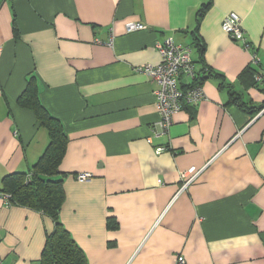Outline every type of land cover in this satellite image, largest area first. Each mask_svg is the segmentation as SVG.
<instances>
[{"label":"crops","instance_id":"1","mask_svg":"<svg viewBox=\"0 0 264 264\" xmlns=\"http://www.w3.org/2000/svg\"><path fill=\"white\" fill-rule=\"evenodd\" d=\"M230 13L250 49L222 30ZM128 22L146 28L128 33ZM166 40L189 47L196 70L221 75L249 107L264 104L239 81L254 54L264 63V0H0V187L27 174L49 143L17 105L32 74L67 140L59 220L88 264H264V110L243 112L207 79L204 101L155 136L156 85L135 68L158 65L155 44ZM190 82L181 77L179 88ZM191 167L203 170L175 196ZM80 173L91 178L79 182ZM52 228L0 199L1 264H36Z\"/></svg>","mask_w":264,"mask_h":264},{"label":"trees","instance_id":"2","mask_svg":"<svg viewBox=\"0 0 264 264\" xmlns=\"http://www.w3.org/2000/svg\"><path fill=\"white\" fill-rule=\"evenodd\" d=\"M209 5L210 1L204 3L197 15L201 17ZM12 30L14 37H17V30L14 26ZM202 55L203 48L199 49L201 63ZM193 64L195 71L190 86L201 87L203 81L212 79L220 90L226 89L229 95L231 93L229 104H235L249 115L258 114L264 109V104L256 108L249 107L240 96L232 92L231 86L221 75L203 66L196 70L194 61ZM256 77H259L258 81ZM240 80L264 93V63L258 60L255 63L251 61L250 65L239 75ZM17 105L34 113L39 126L47 131L49 143L38 162L27 174H11L2 179L0 193L8 196L9 205L31 209L51 221L52 231L46 234L45 243L36 264H88L83 251L59 220V213L65 198L62 187L63 175L59 172V165L64 156L67 140L60 121L53 118L39 100L36 76L28 75L26 87L17 99ZM108 227L110 230H115L116 221L109 219Z\"/></svg>","mask_w":264,"mask_h":264},{"label":"built area","instance_id":"3","mask_svg":"<svg viewBox=\"0 0 264 264\" xmlns=\"http://www.w3.org/2000/svg\"><path fill=\"white\" fill-rule=\"evenodd\" d=\"M128 33L145 30L146 27L136 22H128L126 24ZM222 30L234 42H239L241 46L248 50L250 44L246 41L244 32L240 25L239 17L230 13L225 16L221 23ZM155 48L160 55V63L156 66L145 65L136 67L135 71L143 73L152 82L155 83L154 90L155 105L159 113V120L153 125V134L155 136L167 132L173 125L174 116L179 113L183 106L197 107L205 96L200 86H189L185 89L179 88V79L185 77L192 79L194 76V64L191 56V49L187 46L174 44L171 40L162 43H156ZM252 63L257 62L256 55L251 57ZM256 81L259 77L255 78ZM264 110V109H263ZM165 147H157L156 153L165 151ZM201 169L191 167L180 174L179 189L175 196L185 192L188 187L196 180L201 173ZM91 175L88 173H80L76 175L79 182L88 181ZM0 199L5 205H9L8 196L0 193ZM180 264H185L181 256L176 258Z\"/></svg>","mask_w":264,"mask_h":264},{"label":"bare ground","instance_id":"4","mask_svg":"<svg viewBox=\"0 0 264 264\" xmlns=\"http://www.w3.org/2000/svg\"><path fill=\"white\" fill-rule=\"evenodd\" d=\"M199 78H200V77H199ZM183 260H184V259H183ZM184 263H185V261H184ZM175 264H180V263H179L178 261H176Z\"/></svg>","mask_w":264,"mask_h":264}]
</instances>
